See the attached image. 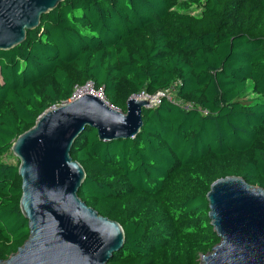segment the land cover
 Wrapping results in <instances>:
<instances>
[{"label": "trees", "instance_id": "1", "mask_svg": "<svg viewBox=\"0 0 264 264\" xmlns=\"http://www.w3.org/2000/svg\"><path fill=\"white\" fill-rule=\"evenodd\" d=\"M88 85L123 112L173 86L181 100L144 109L133 138L87 127L73 145L79 196L126 234L111 264H200L220 242L211 184L264 188V0H64L0 51V259L30 234L14 141Z\"/></svg>", "mask_w": 264, "mask_h": 264}, {"label": "water", "instance_id": "2", "mask_svg": "<svg viewBox=\"0 0 264 264\" xmlns=\"http://www.w3.org/2000/svg\"><path fill=\"white\" fill-rule=\"evenodd\" d=\"M63 1L0 0V51L25 42ZM154 97L133 95L123 112L86 92L46 110L17 137L12 152L20 161V207L30 234L0 264H111L125 246L124 228L79 196L87 174L72 148L87 127L97 130L100 141L135 137ZM207 200L220 242L201 255L200 264H264V188L226 176L211 184Z\"/></svg>", "mask_w": 264, "mask_h": 264}, {"label": "rangeland", "instance_id": "3", "mask_svg": "<svg viewBox=\"0 0 264 264\" xmlns=\"http://www.w3.org/2000/svg\"><path fill=\"white\" fill-rule=\"evenodd\" d=\"M89 88H91V86H89ZM163 98H169L170 100L176 101L178 103L181 102L178 97L176 86H173L172 89H169L166 92L159 93L156 99L154 100V103L152 104L153 107L157 106L163 100ZM7 160L12 163L20 162L19 159L13 154V152L8 155Z\"/></svg>", "mask_w": 264, "mask_h": 264}, {"label": "built area", "instance_id": "4", "mask_svg": "<svg viewBox=\"0 0 264 264\" xmlns=\"http://www.w3.org/2000/svg\"><path fill=\"white\" fill-rule=\"evenodd\" d=\"M85 88H89V85H88V86H85V87H82V88L76 86V87H75V92H74L72 98H77V97L81 96L82 94H84V93H81V91H82L83 89H85ZM89 89H91L92 92H96V91H94V89H93L92 87L89 88ZM165 92H166V91H165ZM97 93H98V94L100 93V94L102 95L101 92H97ZM159 93H162V92H159ZM159 93L154 94L155 97L153 98V102H152V104L154 103V100L156 99V97L158 96ZM141 95H143V96H149V95H146V94H141ZM102 96H103V95H102ZM72 98H71V99H72Z\"/></svg>", "mask_w": 264, "mask_h": 264}, {"label": "bare ground", "instance_id": "5", "mask_svg": "<svg viewBox=\"0 0 264 264\" xmlns=\"http://www.w3.org/2000/svg\"><path fill=\"white\" fill-rule=\"evenodd\" d=\"M86 92H92L89 88H85L81 91V93H86ZM100 94V93H99ZM101 95V94H100Z\"/></svg>", "mask_w": 264, "mask_h": 264}]
</instances>
